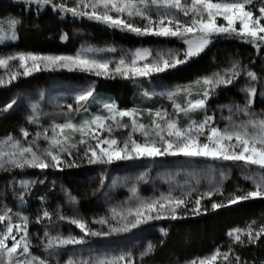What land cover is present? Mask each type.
I'll list each match as a JSON object with an SVG mask.
<instances>
[{"label":"rangeland","instance_id":"1","mask_svg":"<svg viewBox=\"0 0 264 264\" xmlns=\"http://www.w3.org/2000/svg\"><path fill=\"white\" fill-rule=\"evenodd\" d=\"M57 2H62V0H57ZM66 3L68 6H72L73 0H66ZM251 7L253 8L252 5ZM10 20L12 19H0V29H3V33L0 34L11 35L8 24ZM136 22L138 24L146 23L139 18ZM217 23L224 24L225 22L222 18H218ZM74 37L78 43V49L73 54L35 55L76 56L77 53H80L89 59L110 61V68L114 69L121 57L130 62L132 54L138 49H148L152 53L148 60L138 62L142 66L144 63L155 60L157 54H163L167 58L168 53H172L179 59H185L181 53V46H184V52L188 47L182 39L177 37L157 36L164 40L136 43L88 26L77 29ZM189 38L196 37L190 34ZM246 39L234 35H213L211 42L204 47L203 51L212 47L215 55L217 53L222 55L218 58L214 56L212 66L206 68L189 82H175L163 78L162 75L168 69L177 68L180 64L163 72L152 73L147 77L124 78L115 73L110 76H96L75 66H73V70L52 65L45 67V63H41L42 70H34L30 75L25 76L23 75L24 69L19 67V61H11L10 64L14 66L11 71H18L20 74L15 80H11L10 70L0 68V77L5 81L4 84H0V117L14 115L18 121L13 126V131L0 137V140L12 136L21 140L22 143H28L37 132L43 133L47 129L48 134L51 135V127L54 123H64L70 119L73 123L78 124L93 116H108L109 112L104 108L105 104H113L118 110H135L136 119L144 124H149L152 119L149 111L155 113L160 110L173 115L179 126L183 128L188 127L192 121L201 122L206 116H211L213 121H210V124L223 129L229 125L228 117L230 115L232 120L237 123L248 119L243 113H236L235 106H245L248 100L245 89L249 87L256 89V95L252 98L249 111L255 113L257 117H264V43L257 48L245 42ZM16 42L17 39H6L0 43V56L28 54L15 46ZM109 47H114L116 51H83L88 48L99 50ZM252 53L254 54L253 61L248 64L244 63L245 55ZM199 54L190 57V59L196 58ZM27 64L31 65L32 61L28 60ZM237 64L239 65L238 75L232 79L230 84L219 85L211 89V86L202 83L204 78L213 77L216 73L224 75ZM249 72L254 73L257 79L252 80L248 76ZM59 73L64 75H59ZM95 77H109L126 81L128 87L136 95V107L123 109L118 105L113 95L99 93ZM197 81L201 83L198 84ZM88 88L93 90V95L87 101L78 103L76 97ZM184 89H188L191 95L189 92L183 91ZM209 89V96L206 98V105L203 109L191 112L187 116L183 113L178 116L173 114V100L185 104L188 99L201 98L203 91ZM228 89L232 90L233 97L227 102L217 101L219 95ZM173 92L176 93L175 97L169 99V94ZM9 104L12 105L10 108L7 107ZM33 104L38 105L36 123H30L28 119L33 115ZM68 105H71L74 110H79L69 112ZM230 108L232 112H229ZM124 120L128 121V118L125 117ZM22 129L30 133L27 141L22 136ZM66 134L71 135L74 141L79 140V133L66 130ZM104 135L106 136L107 133ZM113 135L123 141L127 132L124 130L114 131ZM134 138L143 140L139 132L134 134ZM95 142V140H89L91 144H95ZM37 143L41 149L48 147V143L42 138ZM85 147L86 145H79V152L74 149L72 157H64L68 163L74 165L71 167L68 166V163H62L59 167H50L44 170L27 166L23 169L11 168V166H7L10 170L0 169V214L7 212L14 223H21V217H28L27 233L30 250L36 256L47 260L48 264H67L70 258L77 262H96L120 255H124L125 260L119 261V264H129V261L131 264H144V258L149 253L147 255H142V253L148 249L157 235H163L164 231L162 232L161 229L164 228V223L172 218L148 220L127 231L100 236H84L79 228L69 220L80 219L85 221L93 231L109 232V225L121 226L117 224L120 218L118 216L113 218V209L126 214L128 208L138 206L139 202L157 200L162 195L185 199V204L176 209V216L179 210L193 208V205H195L194 209L202 210L207 205L204 203H208L213 196L221 197L222 202L227 205H233L228 201L233 196L244 195L246 192L254 190V180L258 182L261 174H264V170L256 166H247L242 161L211 160L202 157L159 156L152 159L135 158L133 154L134 158L131 160H115L111 164L89 163V160L83 156ZM89 155L91 154L89 153ZM249 176H252L253 179H249ZM43 185H47L49 192L56 195V205L48 203L44 198L36 199L34 197L36 189ZM70 185H84L92 189L89 211L84 208L82 200L72 191ZM133 187L137 190L135 196L131 192ZM229 189H234V191ZM208 192L213 194L210 197L203 195ZM224 192L227 194L223 195ZM188 193L190 195H187ZM71 197L76 198L75 203L72 202ZM198 198L201 200L199 206L195 204V200ZM250 199L252 200V198ZM44 211H48L52 219H43L41 223H37V217L42 216ZM60 216L66 219L62 220ZM101 219L107 220L108 223H94ZM128 219L131 220L133 217H128ZM2 227L3 225H0V228ZM45 232H48L50 236L82 237L85 242L64 246L50 254L44 249L42 243L47 241ZM16 235L19 239L22 233H16ZM230 238L233 241V238ZM221 260L224 258L222 257Z\"/></svg>","mask_w":264,"mask_h":264},{"label":"snow or ice","instance_id":"2","mask_svg":"<svg viewBox=\"0 0 264 264\" xmlns=\"http://www.w3.org/2000/svg\"><path fill=\"white\" fill-rule=\"evenodd\" d=\"M26 5H37L40 7L50 6L53 10L71 13L74 17L87 16L90 20L103 23L108 27L117 28L121 31H128L136 35H154L162 37H177L183 40L188 47L185 51V59H179L172 53H168L167 58L163 54H157L153 61L139 65V61L148 60L152 55L148 49H138L132 54L130 62L121 57L114 69L110 68V61L89 59L77 53L76 56H41L35 54L18 53L7 56H0V68L9 69L11 80H15L20 74L18 71H11L14 67L11 61H19V67L24 69L23 75H30L34 70H42L41 63L59 66L73 70V66L88 71L96 76H110L113 73L119 74L124 78L147 77L152 73L163 72L168 68L175 67L177 64L185 63L187 58L198 55L204 47L211 42L213 35L224 34L247 38L245 42L259 48L264 43V0H260L257 8L253 9L252 4L255 0H73L72 6H68L66 0H19ZM115 13V15H113ZM181 17L188 18L187 20ZM137 18L145 21L138 24ZM218 18H222L224 24H218ZM11 35L0 34V43L7 40L17 39L15 27L19 20L12 19L8 22ZM239 24V27H237ZM3 33V29H0ZM196 38L190 39L189 35ZM196 34H199L198 36ZM66 37H62L65 39ZM87 52H115L114 47L95 50L85 49ZM32 64L28 65L27 61ZM239 65H234L231 70L214 74L213 77H206L202 83L211 86V89L219 85H228L232 79L238 75ZM248 76L252 80L257 77L249 72ZM5 81L0 77V84ZM197 83H201L197 81ZM183 91L189 92L188 89ZM248 100L244 107L235 106L236 113H243L248 117L247 120L235 122L232 116L228 117L229 125L223 129L210 124L213 117L206 116L201 122L192 121L188 127H180L178 121L167 112L157 110L155 113L149 111L152 117L149 124L138 122L135 110H118L113 104H105L104 108L109 112L108 116H93L90 119L73 123L70 119L64 123H54L51 127V135L48 130L43 133L37 132L35 137L28 143L8 136L0 140V169L10 170L11 168L23 169L39 168L41 170L50 167H59L62 163H68L64 158L72 157L73 150L79 152V145H86L83 156L89 163L111 164L115 160H131L134 158H156L159 156H184L189 158L202 157L211 160L223 161H242L247 166H256L264 170V117H257L255 113L249 111L252 98L256 95V89L249 87L245 89ZM209 90H205L199 99H188L185 104H180L173 100V114L175 116L183 113L188 115L191 112L203 109L206 105V98ZM93 95V90L88 88L82 91L77 97V102L87 101ZM176 93H170L169 99H173ZM12 105H7L10 108ZM38 105H32L33 115L29 122H37ZM69 112L78 111L68 105ZM232 112V109H229ZM127 117L128 121L124 118ZM110 121V123H109ZM130 121V123H129ZM69 132L79 133V140L74 141ZM124 130L127 132L126 138L121 141L113 135L114 131ZM22 136L27 141L30 133L22 129ZM139 132L143 140L134 138V134ZM104 133H107L105 136ZM44 139L48 143L47 148H39L38 141ZM95 140V144L89 143ZM106 145V147H104ZM122 145V146H121ZM89 153L91 155H89ZM68 166H74L68 163ZM253 179L252 176L248 177ZM143 179V177H140ZM254 190L246 192L244 195L233 196L228 203L235 204L239 201L250 198H264V174H261L259 181L254 180ZM136 188L131 192L136 195ZM208 192L203 195L211 196ZM187 195H190L188 193ZM202 198V197H201ZM73 203L75 197H71ZM200 198L195 200L197 206L200 205ZM185 204V199L173 197L171 195L161 196L157 200L141 201L138 206L128 208L126 214L113 209V218L119 217L117 224L119 227L109 225V232L93 231L85 221L71 219L70 223L76 225L84 236L109 235L114 232L127 231L135 228L148 220H159L165 218L176 219V209ZM212 208L224 206L223 204L212 203ZM199 209H193L198 211ZM155 213V215H152ZM128 217H133L129 220ZM43 219L51 220V214L44 211L42 216L37 217V223ZM60 219H66L60 216ZM21 223H14L7 212L0 214V264H48V261L36 256L30 250V240L28 239L27 225L28 217H21ZM94 223L107 224L108 221L101 219ZM253 224L255 221L252 222ZM163 232V229H161ZM16 233H22L17 239ZM242 234L247 236L248 243L264 236V226L255 230L252 224L244 230L234 229L228 233L233 238L234 243L243 244ZM47 237L46 242H42L44 249L51 252L67 245L83 244L82 237L60 235ZM11 241V243H9ZM152 246L142 253L147 255L151 252ZM230 252L221 253L219 249L209 257L191 261V264H215L219 256H223L225 261H229ZM125 256L120 255L112 259H101L96 262L74 261L71 258L67 264H119L124 261ZM236 264H241L240 257H235ZM129 264L131 262L129 261Z\"/></svg>","mask_w":264,"mask_h":264},{"label":"trees","instance_id":"3","mask_svg":"<svg viewBox=\"0 0 264 264\" xmlns=\"http://www.w3.org/2000/svg\"><path fill=\"white\" fill-rule=\"evenodd\" d=\"M260 0H255L253 9ZM11 18L19 20L17 24V46L22 51L34 54H73L78 49L74 37L77 29L88 26L101 32L112 33L117 37L127 38L136 43L163 41L154 35H136L128 31L111 28L103 23L90 20L87 16L74 17L71 13L53 10L50 6L26 5L19 0H0V19ZM62 37H66L62 39ZM229 44V43H227ZM1 49V48H0ZM185 48L181 53L185 58ZM222 54H214L212 47L204 50L196 58L188 59L177 68L168 69L163 76L175 82H189L200 75L214 63L213 59ZM254 54L245 55L244 63H251ZM264 69V66H263ZM59 75H64L59 73ZM39 77V76H36ZM99 93L111 94L123 109L136 107V95L128 87L126 81L107 77H95ZM233 97L231 89L222 92L217 101L227 102ZM18 118L14 115L0 117V137L10 134ZM72 191L82 200L86 210H90L89 200L91 188L84 185H70ZM232 192L234 189H229ZM227 194L224 192L223 195ZM36 199L44 198L48 203L56 205L57 197L49 192V187L43 185L34 192ZM221 197L213 196L200 211L193 208L179 210L176 219L164 223L163 235H157L151 243L152 250L144 258V264H187L193 260L203 259L216 252H230L229 261L221 260L216 264H236L239 256L241 264H264V236L248 243L243 235V244L234 243L228 233L234 229H246L252 224L255 230L264 226V198L248 199L233 205L222 202ZM212 203L223 204L216 209ZM50 211V209H48ZM255 221L253 224L252 222Z\"/></svg>","mask_w":264,"mask_h":264}]
</instances>
